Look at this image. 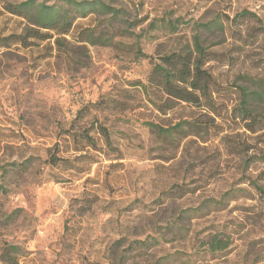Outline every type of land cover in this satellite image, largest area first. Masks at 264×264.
Returning a JSON list of instances; mask_svg holds the SVG:
<instances>
[{"label": "rangeland", "instance_id": "1", "mask_svg": "<svg viewBox=\"0 0 264 264\" xmlns=\"http://www.w3.org/2000/svg\"><path fill=\"white\" fill-rule=\"evenodd\" d=\"M21 1L0 0V37L47 38L0 48V264L5 245L16 264H264V130L230 117L264 90V0H34L66 34ZM196 38L218 116L149 81Z\"/></svg>", "mask_w": 264, "mask_h": 264}, {"label": "trees", "instance_id": "2", "mask_svg": "<svg viewBox=\"0 0 264 264\" xmlns=\"http://www.w3.org/2000/svg\"><path fill=\"white\" fill-rule=\"evenodd\" d=\"M94 4L96 3L90 1L77 3L81 8L78 16H84L95 6ZM104 7L107 10H111L106 5ZM5 9L11 14L25 18L30 24L38 28L58 30L60 34H66L71 25V17H68V13L61 12L57 6L52 4L47 5L45 3H36L34 0H24L17 4H8ZM34 37H39V39L47 38L45 33H40L33 27H30L23 36L12 34L7 37H0V48H8L10 43L7 40L11 38L21 42L20 44L23 46H28L31 43H24L26 42V38ZM194 47L196 51V55L194 56L192 52L187 55L171 53L163 56L161 59L162 63L154 65L149 76V81L160 87L169 99L177 102L200 104L203 98L207 109L218 116L219 114L214 109L213 97L209 92L213 84V77L202 68L208 58L198 42V38L195 39ZM240 90L241 98L237 105V114H234L233 108L230 117L233 120L238 118L249 133L255 134L263 131L264 123L262 122H264V115L252 109L249 105V100L251 96H256L264 102V90L261 87L250 91L247 87H241ZM247 150L245 148L243 152L247 153ZM252 158L253 161L264 163V149H261L258 154L252 155ZM251 184L259 195H264V188L261 185H258L256 182H252ZM215 241L214 249L225 247V244H221L219 240ZM17 249L16 245H5L1 256L6 264H16L15 257L11 256L9 251Z\"/></svg>", "mask_w": 264, "mask_h": 264}]
</instances>
